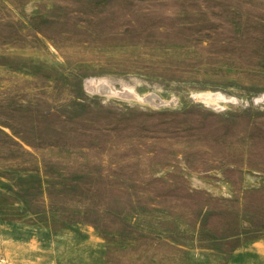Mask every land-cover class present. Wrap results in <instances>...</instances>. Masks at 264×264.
Listing matches in <instances>:
<instances>
[{
  "label": "rangeland",
  "instance_id": "obj_1",
  "mask_svg": "<svg viewBox=\"0 0 264 264\" xmlns=\"http://www.w3.org/2000/svg\"><path fill=\"white\" fill-rule=\"evenodd\" d=\"M0 264H264V0H0Z\"/></svg>",
  "mask_w": 264,
  "mask_h": 264
}]
</instances>
